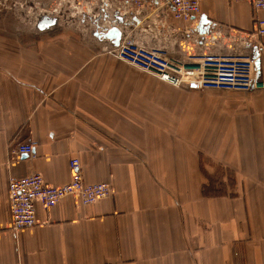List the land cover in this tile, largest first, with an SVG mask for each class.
Listing matches in <instances>:
<instances>
[{"label":"crops","instance_id":"crops-1","mask_svg":"<svg viewBox=\"0 0 264 264\" xmlns=\"http://www.w3.org/2000/svg\"><path fill=\"white\" fill-rule=\"evenodd\" d=\"M64 1L18 3L40 9ZM24 6L2 11L0 264H264L261 157L256 167L248 162L233 192L206 195L200 155L174 153L170 134L154 126V88L162 84L107 55L109 29L100 30L92 16L64 15L77 23L60 29L61 10L43 25L41 9L29 15ZM129 13L126 32L147 47L179 43L180 50L187 30L204 43L247 46L264 86V36L257 33L264 10L202 0L199 15L181 22L167 0H151ZM254 94V142L264 149V88ZM20 145H31L32 156L11 160ZM72 159L85 184H106L111 196L90 205L66 197L50 209L36 203V225L13 232L9 180L39 174L60 186L71 180Z\"/></svg>","mask_w":264,"mask_h":264},{"label":"built area","instance_id":"built-area-1","mask_svg":"<svg viewBox=\"0 0 264 264\" xmlns=\"http://www.w3.org/2000/svg\"><path fill=\"white\" fill-rule=\"evenodd\" d=\"M6 1V0H5ZM151 0H126L121 6L118 0H68L50 11L58 14L62 4H68L70 17L82 14L100 26V30L121 27V39L118 46L105 49L107 55L117 58L133 67L145 71L162 82L175 87L185 86L188 90L218 89L253 92L263 89L258 81L254 59L249 56L229 55L200 56L196 59L180 51L182 56H171L168 49L162 46L147 47L134 41L126 31L131 25L129 13L139 10ZM202 0H167L172 8V17L176 21L190 22L200 13ZM230 3L245 2L255 11L264 10V0H226ZM78 5H74V3ZM23 7V6H21ZM90 15V16H88ZM129 15V19L126 16ZM119 18H124L119 21ZM125 24H128L125 26ZM258 34L264 36V20H257ZM31 145L17 146L12 152L11 160L31 155ZM71 180L60 186H49L39 174L21 178H11L8 184L12 231L30 229L36 225L35 204L50 209L66 197L72 198L80 205H90L109 197L111 188L106 184H85L79 172V162L72 159L69 163Z\"/></svg>","mask_w":264,"mask_h":264},{"label":"rangeland","instance_id":"rangeland-1","mask_svg":"<svg viewBox=\"0 0 264 264\" xmlns=\"http://www.w3.org/2000/svg\"><path fill=\"white\" fill-rule=\"evenodd\" d=\"M24 4V12H29V15L41 9L42 17L57 18L50 14L51 9L48 8H54L50 3H42L38 9V6H34L32 2L18 3V0H0V35L2 11ZM58 4L59 2L56 6ZM75 4L78 5L77 2ZM60 10L62 18L59 15L60 18L56 19L55 25L60 29L75 27L74 24L77 22H73L74 19H63L64 15L70 16L68 4H62ZM82 16L85 15L78 14L74 18ZM6 18L7 23L9 22L7 14ZM174 40L175 38H169L165 42L172 43ZM183 41L185 48L182 51L183 46L180 50L178 49L179 43L167 48L171 56H182L180 51L184 52L186 58L191 56L194 57L193 59L200 56L228 57L232 54H241L256 61L253 58V51L247 50V46L242 47L236 42L229 47V42H231L229 39L222 45H217L216 42L214 44L204 43L194 30H187ZM0 42H2L1 36ZM133 68L150 75L136 67ZM154 78L162 84L160 88H154V126L158 127L162 124L164 134H170L174 147L173 144L170 145L174 153L177 154L178 151L181 154L183 151L191 154V150L192 154L200 155L205 194L221 196L240 187L242 173L249 169L248 162L250 163L252 159V164L256 167V156L264 161V149L257 145V141L254 142L257 135L256 124L259 121L256 114L258 103L254 94L256 92L227 90L225 86L218 89L188 90L185 86L175 87ZM177 138L180 139V143L174 141ZM181 140L184 145L181 144Z\"/></svg>","mask_w":264,"mask_h":264},{"label":"water","instance_id":"water-1","mask_svg":"<svg viewBox=\"0 0 264 264\" xmlns=\"http://www.w3.org/2000/svg\"><path fill=\"white\" fill-rule=\"evenodd\" d=\"M43 19H44L42 23L43 25H47L53 21L52 19H48L47 17H43ZM127 25L128 24H125V26ZM103 38L112 40L113 41L111 42L112 46H118L120 39H121V31L118 30L117 28H111L105 32V34L103 35ZM257 64L258 63L255 61L256 67H257Z\"/></svg>","mask_w":264,"mask_h":264}]
</instances>
